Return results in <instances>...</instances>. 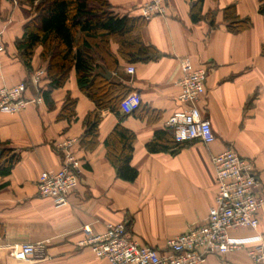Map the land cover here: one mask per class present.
Segmentation results:
<instances>
[{
  "label": "crops",
  "instance_id": "0c3cea01",
  "mask_svg": "<svg viewBox=\"0 0 264 264\" xmlns=\"http://www.w3.org/2000/svg\"><path fill=\"white\" fill-rule=\"evenodd\" d=\"M112 9L128 16H142L141 7L150 0H107ZM192 0H165V14L146 19L141 40L155 47L161 56L148 62L128 63L110 44L116 67L100 64L99 72L122 83L139 95L133 112H122L121 125L134 134L130 165L137 170L133 181L120 179L106 156L104 140L118 123L115 113L101 111L96 145L80 144L83 120L95 108L78 87L74 69L62 87L43 96L49 79L37 85L31 74L46 69L37 47L27 68L18 54L16 40L23 34L30 4L0 0V32L4 50L0 54V89L19 82L26 84L23 98L29 102L17 114L0 111V143L19 155L11 172L0 176V264H107L83 245L87 226L102 233L107 222H124L142 245L163 248L165 241L205 222L216 194L211 156L226 147L250 160L264 198V15L258 13V0H203L207 19L193 22ZM232 7L237 18H249L250 26L240 32L226 28L224 10ZM187 58L193 68L204 66L207 77L204 92L196 105L211 123L215 140L205 145L193 140L175 147L165 121L184 106L177 100L182 76L180 60ZM134 66V73L126 71ZM129 92V93H130ZM76 99L75 116L59 117L66 96ZM38 96L40 102H35ZM51 103V106L50 104ZM162 131L166 149L151 152L147 143ZM75 139L74 154L81 164L80 181L68 194V203L56 207L37 191L39 174L58 170L61 165L59 142ZM158 140V138H156ZM159 140V141H160ZM176 151L172 153V150ZM256 230L238 229L233 235L264 236V206L257 214ZM40 244L37 255L17 260L10 246ZM204 264H251L245 250L223 256L209 255Z\"/></svg>",
  "mask_w": 264,
  "mask_h": 264
},
{
  "label": "built area",
  "instance_id": "2783aa9c",
  "mask_svg": "<svg viewBox=\"0 0 264 264\" xmlns=\"http://www.w3.org/2000/svg\"><path fill=\"white\" fill-rule=\"evenodd\" d=\"M165 0H150L141 7L143 18L165 14ZM4 50L0 32V54ZM182 76L178 82L180 91L177 100L184 106L173 112L165 121L175 147L193 140L209 145L215 140L211 123L196 103L204 92L207 69L193 68L189 60L181 58ZM127 73H134L128 65ZM44 69L35 70L30 83L43 80ZM24 82L0 89V111L11 114L21 112L29 102L23 98ZM35 102H40L38 96ZM140 103L139 95L130 92L120 102L122 112H131ZM75 139H66L57 144L61 153L58 170H44L37 180V191L50 198L56 207L68 203V194L80 181L81 164L74 154ZM216 194L208 210L205 222L190 226L186 231L168 238L164 247L153 248L140 244L127 230L124 222H107L102 233H94L83 227V245L89 246L97 259L107 264H204L209 255L223 256L235 250H245L251 264H264V236L253 234L237 236L231 232L238 229L256 230L257 214L264 206V198L258 193L260 182L254 164L241 157L234 149L226 147L211 156ZM40 244L23 243L10 246V254L17 260L37 255Z\"/></svg>",
  "mask_w": 264,
  "mask_h": 264
},
{
  "label": "trees",
  "instance_id": "16d2710c",
  "mask_svg": "<svg viewBox=\"0 0 264 264\" xmlns=\"http://www.w3.org/2000/svg\"><path fill=\"white\" fill-rule=\"evenodd\" d=\"M16 1H26L31 7L29 18L23 24V34L15 42L16 48L25 66L30 68L35 50L41 47L40 58L47 64L44 77L49 79L43 96L48 99L52 89L62 87L69 72L74 69L79 89L95 104L94 110L83 120L84 132L80 144L93 148L97 142L101 111L115 113L118 123L104 140L106 156L117 177L133 181L137 175V170L130 165L134 134L121 125L125 114L120 112V102L130 89L122 83L111 82L97 70L100 64L107 69L116 67L117 58L110 49L112 42L118 46V55L128 63L148 62L161 56L155 47L141 40L140 30L146 19L120 15L107 0ZM202 3L203 0H192L190 18L193 22L207 19L213 26L214 15L210 12L203 15ZM258 13L264 15V0H258ZM224 19L227 21L226 28L231 32H240L250 26L249 18H237L232 7L225 8ZM262 53L264 55V44ZM75 104L76 99L67 95L59 117L72 119ZM163 133L157 131L153 140L147 143L149 151L166 149L160 140ZM4 144L0 143V176L8 175L19 159L15 150ZM175 151L173 149L172 153Z\"/></svg>",
  "mask_w": 264,
  "mask_h": 264
},
{
  "label": "water",
  "instance_id": "95a60500",
  "mask_svg": "<svg viewBox=\"0 0 264 264\" xmlns=\"http://www.w3.org/2000/svg\"><path fill=\"white\" fill-rule=\"evenodd\" d=\"M103 75L106 77V78H109L110 77V73L108 71H104Z\"/></svg>",
  "mask_w": 264,
  "mask_h": 264
},
{
  "label": "rangeland",
  "instance_id": "374dc122",
  "mask_svg": "<svg viewBox=\"0 0 264 264\" xmlns=\"http://www.w3.org/2000/svg\"><path fill=\"white\" fill-rule=\"evenodd\" d=\"M28 13H29V14L31 13V8H30V10L28 11Z\"/></svg>",
  "mask_w": 264,
  "mask_h": 264
}]
</instances>
